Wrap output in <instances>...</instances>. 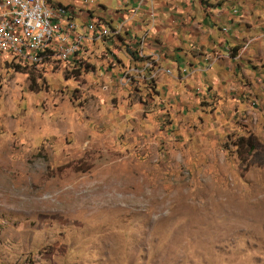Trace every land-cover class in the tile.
<instances>
[{"label":"rangeland","instance_id":"rangeland-1","mask_svg":"<svg viewBox=\"0 0 264 264\" xmlns=\"http://www.w3.org/2000/svg\"><path fill=\"white\" fill-rule=\"evenodd\" d=\"M114 37L81 66L0 55V264H264V110L225 57L178 74Z\"/></svg>","mask_w":264,"mask_h":264},{"label":"crops","instance_id":"crops-1","mask_svg":"<svg viewBox=\"0 0 264 264\" xmlns=\"http://www.w3.org/2000/svg\"><path fill=\"white\" fill-rule=\"evenodd\" d=\"M56 1L71 6L81 25L94 18L104 20L106 28L119 32L108 46L118 42L128 48L129 44L130 59L137 58L138 52L159 55L176 73L189 75L204 67L201 58L209 51L210 59L225 57L226 67L215 65L212 72L235 88L234 94L226 89L230 100L240 107L249 99L264 110V0H125L110 17L108 5L101 0H83L92 3L88 7L81 0ZM49 4L52 10V0ZM85 51L86 42L78 56ZM241 89L245 91L239 94Z\"/></svg>","mask_w":264,"mask_h":264},{"label":"built area","instance_id":"built-area-1","mask_svg":"<svg viewBox=\"0 0 264 264\" xmlns=\"http://www.w3.org/2000/svg\"><path fill=\"white\" fill-rule=\"evenodd\" d=\"M44 1L0 0V11L4 12L5 8H12V15L6 16V20H0V55H2V47L15 45L18 47V54H25V59L37 60L38 56L26 49L24 44H15L14 28H24L25 32L32 33L39 40H46V32L55 30L58 31V38L54 42L59 43L58 51H65V55H71V50L77 42L86 41V51L80 60L76 61L81 66L86 63L90 55L88 52L91 44L104 41L119 33L114 29L106 28L104 20L100 18L78 25L74 9L56 0H52V11H44ZM81 4L83 7H88L92 3H83L81 0ZM41 12H49V20H42ZM97 28H104L103 37H96ZM139 55L143 57L141 52Z\"/></svg>","mask_w":264,"mask_h":264},{"label":"bare ground","instance_id":"bare-ground-1","mask_svg":"<svg viewBox=\"0 0 264 264\" xmlns=\"http://www.w3.org/2000/svg\"><path fill=\"white\" fill-rule=\"evenodd\" d=\"M50 0L43 2L44 11H52L49 4ZM12 15V8H5L4 12L0 11V20H6V16ZM42 20H49V12H41ZM15 44H24L25 48L34 52L35 59H25V54H18V47L15 45H7L2 47L3 54L12 55L20 64L30 65L39 67L48 60H59V62L68 63L78 53H81L85 48L86 41H79L71 50V55H65V51L59 50V43L54 42L58 38V31L48 30L46 32V40H39L32 33L25 32L24 28H14ZM104 29L96 32V37H103ZM49 43V44H47ZM146 69V68H145ZM135 69L130 71L129 69L126 74L133 72ZM169 72V71H168ZM161 73V72H160ZM170 73V72H169ZM139 74V73H138ZM144 75V74H143ZM157 77V76H156Z\"/></svg>","mask_w":264,"mask_h":264},{"label":"trees","instance_id":"trees-1","mask_svg":"<svg viewBox=\"0 0 264 264\" xmlns=\"http://www.w3.org/2000/svg\"><path fill=\"white\" fill-rule=\"evenodd\" d=\"M250 140V139H249ZM245 140L244 139H241V143L238 144L240 146L239 149H241V147H243V144H244ZM247 142V141H246ZM246 146L249 148L250 147V151H254V149L256 148L255 145L253 144H250V143H247Z\"/></svg>","mask_w":264,"mask_h":264}]
</instances>
